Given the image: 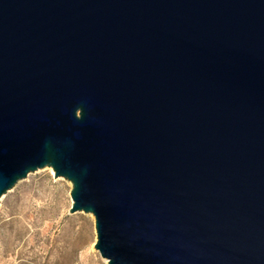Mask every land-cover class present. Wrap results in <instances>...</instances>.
Returning <instances> with one entry per match:
<instances>
[{
    "label": "water",
    "instance_id": "1",
    "mask_svg": "<svg viewBox=\"0 0 264 264\" xmlns=\"http://www.w3.org/2000/svg\"><path fill=\"white\" fill-rule=\"evenodd\" d=\"M46 167L108 264H264V0H0V202Z\"/></svg>",
    "mask_w": 264,
    "mask_h": 264
},
{
    "label": "rangeland",
    "instance_id": "2",
    "mask_svg": "<svg viewBox=\"0 0 264 264\" xmlns=\"http://www.w3.org/2000/svg\"><path fill=\"white\" fill-rule=\"evenodd\" d=\"M72 183L49 167L0 202V264H108L95 248L93 214L70 212Z\"/></svg>",
    "mask_w": 264,
    "mask_h": 264
},
{
    "label": "bare ground",
    "instance_id": "3",
    "mask_svg": "<svg viewBox=\"0 0 264 264\" xmlns=\"http://www.w3.org/2000/svg\"><path fill=\"white\" fill-rule=\"evenodd\" d=\"M51 170H53L52 168H50Z\"/></svg>",
    "mask_w": 264,
    "mask_h": 264
}]
</instances>
